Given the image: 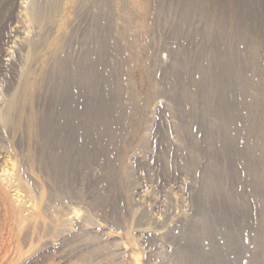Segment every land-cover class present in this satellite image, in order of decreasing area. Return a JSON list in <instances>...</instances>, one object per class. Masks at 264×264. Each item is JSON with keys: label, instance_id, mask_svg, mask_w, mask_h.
Here are the masks:
<instances>
[{"label": "rangeland", "instance_id": "obj_1", "mask_svg": "<svg viewBox=\"0 0 264 264\" xmlns=\"http://www.w3.org/2000/svg\"><path fill=\"white\" fill-rule=\"evenodd\" d=\"M76 1L0 0V264H264V0Z\"/></svg>", "mask_w": 264, "mask_h": 264}, {"label": "bare ground", "instance_id": "obj_2", "mask_svg": "<svg viewBox=\"0 0 264 264\" xmlns=\"http://www.w3.org/2000/svg\"><path fill=\"white\" fill-rule=\"evenodd\" d=\"M85 1V0H82ZM58 2V1H56ZM62 1H60L61 3ZM81 2V1H80ZM59 3V2H58ZM75 3H77L76 0H65V5L67 8H70L72 5H74ZM77 4H75L76 7ZM68 11V10H67ZM134 12V11H133ZM131 13V12H130ZM134 14V13H133ZM133 14H128V18L133 15ZM130 15V16H129ZM35 16V15H34ZM62 17V16H61ZM37 19V18H36ZM64 19V17L61 18V21ZM132 19V18H131ZM129 20V19H128ZM30 21V20H29ZM130 21V20H129ZM133 21V20H132ZM135 21V20H134ZM128 22V21H127ZM57 23V22H56ZM132 24V23H131ZM134 24V23H133ZM129 25V23H128ZM1 26V25H0ZM131 26V25H130ZM134 26V25H133ZM132 26V27H133ZM5 27V26H4ZM59 28H61V25H59ZM58 43V42H57ZM56 43V45H57ZM60 47V46H59ZM59 49V48H58ZM53 50V49H52ZM59 50H55V54L56 52ZM59 53H61V50ZM58 55V54H57ZM55 57V55H54ZM59 58V57H58ZM56 59V57H55ZM61 60V59H60ZM60 62V61H59ZM59 65V64H58ZM6 72H4L2 65H0V102H2V106H0V126L2 129L3 127L8 126L12 120H20L22 118V105H23V100L24 99V94L27 91L26 88H23L24 90L20 89L18 92H15L11 98H5V95H3L2 91H1V83H2V78L6 77ZM32 83V82H31ZM28 85V84H27ZM29 86V85H28ZM27 87V86H26ZM21 91V92H20ZM24 92V93H23ZM27 100V99H26ZM25 114V112H24ZM24 117V116H23ZM23 119V118H22ZM26 119V118H25ZM23 121V120H22ZM24 123V122H23ZM22 125V124H21ZM24 125V124H23ZM22 125V126H23ZM26 125L28 127V129H31L32 127V121L28 120L26 121ZM1 129V130H2ZM7 129V128H6ZM2 147V146H1ZM0 147V156L3 155V153L1 152L3 150V148ZM2 149V150H1ZM15 162V161H13ZM11 162V160H9L8 156H6L4 158V162L2 163V166H0V200L2 202H4V200H8V202L12 201V203H14L16 206H14V209H11V211H13L14 213L12 214H16V215H20L23 210H25V206H30L29 204H31L32 200H26V198H23L22 196V190H21V179L18 176V172L16 169L15 164ZM52 164V163H51ZM15 166V168H14ZM27 166V165H25ZM25 166H23L24 171L29 167L27 166V168L25 169ZM41 166V165H40ZM51 167V166H50ZM43 170V169H42ZM32 171V170H30ZM17 172V173H16ZM27 172V171H26ZM25 197H29L30 196H25ZM10 198V199H9ZM32 198V197H31ZM28 199V198H27ZM34 201V200H33ZM32 201V203H33ZM8 204V203H7ZM6 204V206H7ZM33 206V205H32ZM35 206H33L34 208ZM21 208V210H19ZM23 208V209H22ZM32 208V207H31ZM35 209V208H34ZM3 211V210H2ZM27 211V210H26ZM33 211V210H32ZM4 212L5 214H8L10 216V212L8 208L4 207ZM28 212V211H27ZM32 214V213H31ZM23 215V214H22ZM28 215V214H27ZM78 215V214H77ZM26 216V215H25ZM24 216V217H25ZM30 216V215H29ZM2 217V216H1ZM6 218V216H4ZM32 217V216H31ZM4 218V219H5ZM34 219V217H33ZM26 220V219H25ZM27 221V220H26ZM18 222V221H17ZM25 223V222H24ZM20 224V223H19ZM19 228V226H18ZM3 227L1 228V232H2ZM12 230V229H11ZM4 231V230H3ZM7 231V230H6ZM6 233V232H5ZM30 233V232H29ZM34 233V232H33Z\"/></svg>", "mask_w": 264, "mask_h": 264}]
</instances>
